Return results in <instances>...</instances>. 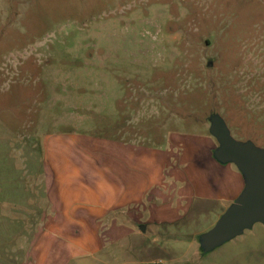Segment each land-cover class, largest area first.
Here are the masks:
<instances>
[{"label":"rangeland","instance_id":"1","mask_svg":"<svg viewBox=\"0 0 264 264\" xmlns=\"http://www.w3.org/2000/svg\"><path fill=\"white\" fill-rule=\"evenodd\" d=\"M217 115L264 147V0H0V264L36 254L44 164L114 163L115 141L136 160L157 154L163 179L88 220L107 246L70 264H264L262 222L204 247L229 202L196 197L180 218L153 217L180 206L187 165L216 159ZM65 223L52 229L85 238Z\"/></svg>","mask_w":264,"mask_h":264},{"label":"crops","instance_id":"2","mask_svg":"<svg viewBox=\"0 0 264 264\" xmlns=\"http://www.w3.org/2000/svg\"><path fill=\"white\" fill-rule=\"evenodd\" d=\"M109 151L116 159L114 163L44 164L50 208L41 215L44 224L37 225L30 240L28 250L36 254L32 257L28 253L27 258L22 255L18 264H55L56 261L57 264H70L80 259L82 253L100 252L107 243L104 245L97 237L96 229L88 220L106 218L120 207L129 209L130 204L141 202L151 187L163 179V160L157 154L152 157L148 153L136 160L134 148L118 141L112 143ZM197 163L202 165L196 168ZM197 163L185 168L186 176L182 180L190 179L192 183L179 188L180 206L160 207L153 217L180 218L184 215L182 210L188 212L196 197L203 201L232 203L244 189V176L233 163L224 164L215 158H204ZM204 165L209 169L203 168ZM156 177L158 179L151 180ZM152 193H158L157 196L164 198V203L173 202V198L160 191L154 189ZM184 201L186 207L182 206ZM55 218L60 224L66 221L67 226L80 228L79 232L85 238H78L77 231L72 236L71 230L52 229L58 225ZM90 232L94 233V239ZM51 251L58 252V255L51 256L52 262L49 263L46 260Z\"/></svg>","mask_w":264,"mask_h":264},{"label":"water","instance_id":"3","mask_svg":"<svg viewBox=\"0 0 264 264\" xmlns=\"http://www.w3.org/2000/svg\"><path fill=\"white\" fill-rule=\"evenodd\" d=\"M212 63L209 60L208 65ZM211 132L219 141L214 156L222 163L235 164L244 176L245 186L215 226L200 235L207 250L243 233L256 222L264 223V147L256 146L251 140L236 139L225 119L218 115L214 117ZM141 228L145 230L146 226Z\"/></svg>","mask_w":264,"mask_h":264},{"label":"trees","instance_id":"4","mask_svg":"<svg viewBox=\"0 0 264 264\" xmlns=\"http://www.w3.org/2000/svg\"><path fill=\"white\" fill-rule=\"evenodd\" d=\"M142 264H160V263L154 262V263H142Z\"/></svg>","mask_w":264,"mask_h":264}]
</instances>
